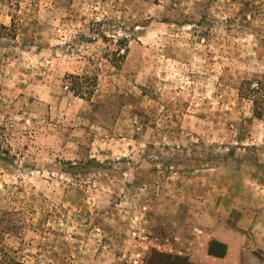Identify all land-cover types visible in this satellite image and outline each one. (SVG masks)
Instances as JSON below:
<instances>
[{
    "label": "rangeland",
    "instance_id": "1",
    "mask_svg": "<svg viewBox=\"0 0 264 264\" xmlns=\"http://www.w3.org/2000/svg\"><path fill=\"white\" fill-rule=\"evenodd\" d=\"M152 250L264 264V0H0V264Z\"/></svg>",
    "mask_w": 264,
    "mask_h": 264
},
{
    "label": "trees",
    "instance_id": "2",
    "mask_svg": "<svg viewBox=\"0 0 264 264\" xmlns=\"http://www.w3.org/2000/svg\"><path fill=\"white\" fill-rule=\"evenodd\" d=\"M83 77L80 76H70L69 83L71 84L69 89L79 97H85L86 95H90L92 93V89L89 92V89H83L84 83ZM96 81L92 82L91 86H95ZM90 86V87H91ZM86 88V87H85ZM259 116V114H258ZM146 264H193L189 261V259L181 256H174L168 253L159 252L157 250H152L150 253V257L146 261Z\"/></svg>",
    "mask_w": 264,
    "mask_h": 264
}]
</instances>
